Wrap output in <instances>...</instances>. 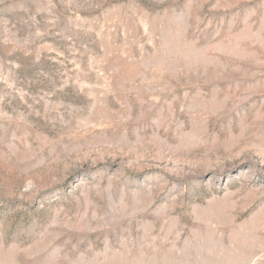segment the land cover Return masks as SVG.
Segmentation results:
<instances>
[{"label": "rangeland", "instance_id": "1", "mask_svg": "<svg viewBox=\"0 0 264 264\" xmlns=\"http://www.w3.org/2000/svg\"><path fill=\"white\" fill-rule=\"evenodd\" d=\"M0 264H264V0H0Z\"/></svg>", "mask_w": 264, "mask_h": 264}]
</instances>
